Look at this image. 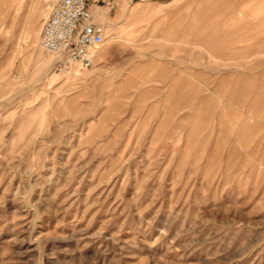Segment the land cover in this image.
Instances as JSON below:
<instances>
[{
    "label": "rangeland",
    "instance_id": "1",
    "mask_svg": "<svg viewBox=\"0 0 264 264\" xmlns=\"http://www.w3.org/2000/svg\"><path fill=\"white\" fill-rule=\"evenodd\" d=\"M55 1L0 0V264H264V0L100 8L69 72Z\"/></svg>",
    "mask_w": 264,
    "mask_h": 264
},
{
    "label": "built area",
    "instance_id": "2",
    "mask_svg": "<svg viewBox=\"0 0 264 264\" xmlns=\"http://www.w3.org/2000/svg\"><path fill=\"white\" fill-rule=\"evenodd\" d=\"M99 0H56L40 29V45L56 53V70L72 64L89 68L104 42V26L93 19L90 5Z\"/></svg>",
    "mask_w": 264,
    "mask_h": 264
},
{
    "label": "crops",
    "instance_id": "3",
    "mask_svg": "<svg viewBox=\"0 0 264 264\" xmlns=\"http://www.w3.org/2000/svg\"><path fill=\"white\" fill-rule=\"evenodd\" d=\"M169 0H99L96 1L94 3H92L90 5V9L92 11V13L94 12H99L100 16H97L99 20H104L106 17L101 13L100 8L103 10L104 8H112L115 7L117 8V16H119L123 10V7H129V4H149V3H167ZM96 8V9H95ZM96 10V11H95ZM156 11V10H154ZM148 9H146L145 7H140V8H136V9H132L130 11H128L127 15L129 17L132 18H137V17H144L147 16L148 14ZM98 19H96L94 17V21L100 23V21H98ZM102 24V23H100Z\"/></svg>",
    "mask_w": 264,
    "mask_h": 264
},
{
    "label": "bare ground",
    "instance_id": "4",
    "mask_svg": "<svg viewBox=\"0 0 264 264\" xmlns=\"http://www.w3.org/2000/svg\"><path fill=\"white\" fill-rule=\"evenodd\" d=\"M98 16H100V13L98 12ZM93 19H94V13H93ZM104 38H105V31H104ZM39 43H40V39H39ZM104 43V42H103ZM102 43V44H103ZM101 44V45H102ZM100 46V45H99ZM98 46V47H99ZM97 47V48H98ZM50 52H52V51H50ZM96 52V51H95ZM53 54H55V55H57L56 53H54V52H52ZM94 55H95V53H94ZM94 58V57H93ZM94 60V59H93ZM75 65H79V64H72V65H70L67 69H65L64 71H67V72H69L70 71V69L73 67V66H75ZM92 65V64H91ZM81 68H83V69H87L86 67H82L81 65H79Z\"/></svg>",
    "mask_w": 264,
    "mask_h": 264
}]
</instances>
